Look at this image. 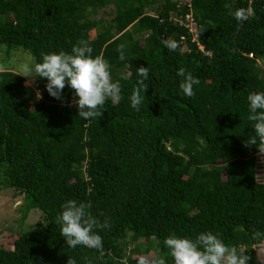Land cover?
<instances>
[{
  "label": "trees",
  "instance_id": "1",
  "mask_svg": "<svg viewBox=\"0 0 264 264\" xmlns=\"http://www.w3.org/2000/svg\"><path fill=\"white\" fill-rule=\"evenodd\" d=\"M225 3L250 9L249 18L236 21ZM81 39L109 62L114 80L131 76L100 118L79 117L67 86L61 101L36 78L34 98L22 75L0 69V190L21 194V218L40 211L11 248L0 246V264H138L152 249L172 264L164 238L201 231L257 264L264 182L258 149L244 142L255 135L246 97L264 92V0H0V44L28 50L33 63ZM162 39L179 47L169 51ZM140 66L149 76L137 111L129 97ZM180 67L200 81L193 97L178 87ZM69 199L108 220L102 252L70 248L59 235L56 216Z\"/></svg>",
  "mask_w": 264,
  "mask_h": 264
},
{
  "label": "clouds",
  "instance_id": "2",
  "mask_svg": "<svg viewBox=\"0 0 264 264\" xmlns=\"http://www.w3.org/2000/svg\"><path fill=\"white\" fill-rule=\"evenodd\" d=\"M224 7L229 10L236 21L243 22L249 18L250 9H232L230 3ZM161 43L169 51H175L179 44L174 39H162ZM126 46L117 47L119 60L127 59ZM93 49L87 40L81 39L72 45L70 52L59 51L42 53L39 62L21 65L16 74L27 78L28 83H34L36 78H44L48 93L63 101V89L67 86L73 92L72 103L78 109V116L88 120L100 118L101 109L108 101L116 102L121 99V80L131 78L130 73L121 72L118 79L114 80L109 62L100 55L93 56ZM137 74L142 79L136 82L129 97L130 105L137 111L144 103L147 91L149 69L144 66L137 68ZM180 77L179 89L184 96L195 95L194 86L200 81L184 67L177 70ZM40 98V93L37 92ZM249 115L255 135L245 141L246 146H255L259 153L264 154V92L251 91L247 97ZM264 158V156H262ZM88 205L74 199L66 200L61 205V211L56 216L59 226V235L64 238L70 248L84 246L88 249L103 251V238L100 231L110 227L107 219L101 221L88 211ZM103 215V213H101ZM261 235L257 233V236ZM164 247L167 255L171 257L172 264H249L252 257L245 249L226 244L223 239L212 231H201L195 238L178 236L172 233L164 238ZM257 264H264V250L257 253ZM66 264H77L73 257H68ZM91 264V261H86ZM138 264H168L163 255L152 258L141 256Z\"/></svg>",
  "mask_w": 264,
  "mask_h": 264
},
{
  "label": "rangeland",
  "instance_id": "3",
  "mask_svg": "<svg viewBox=\"0 0 264 264\" xmlns=\"http://www.w3.org/2000/svg\"><path fill=\"white\" fill-rule=\"evenodd\" d=\"M193 29V24L190 25ZM94 33V32H93ZM33 63V57L30 52L22 47L15 46L8 48L5 44H0V69H9L15 72L24 64ZM23 85L30 87L34 91V98H37L38 89L36 80L34 83H28L24 77ZM34 100V99H33ZM33 100L28 97L27 105L33 107ZM264 154L256 153V179L264 182ZM21 203V194L12 188L0 190V246L11 248V242L16 235L30 228L37 220L40 219V211L37 208H31L26 217L21 218L19 204ZM142 246H144L143 241ZM132 244L128 245L131 247ZM264 250V240L254 249L255 260L257 253ZM155 249L149 250L146 257L151 258L155 254ZM257 262V260H256Z\"/></svg>",
  "mask_w": 264,
  "mask_h": 264
},
{
  "label": "built area",
  "instance_id": "4",
  "mask_svg": "<svg viewBox=\"0 0 264 264\" xmlns=\"http://www.w3.org/2000/svg\"><path fill=\"white\" fill-rule=\"evenodd\" d=\"M185 17L188 18L189 16L186 14Z\"/></svg>",
  "mask_w": 264,
  "mask_h": 264
}]
</instances>
